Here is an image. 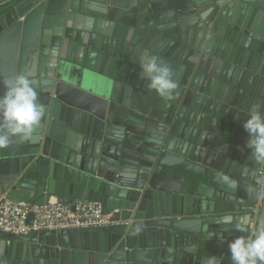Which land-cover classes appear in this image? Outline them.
I'll return each instance as SVG.
<instances>
[{
	"label": "water",
	"instance_id": "95a60500",
	"mask_svg": "<svg viewBox=\"0 0 264 264\" xmlns=\"http://www.w3.org/2000/svg\"><path fill=\"white\" fill-rule=\"evenodd\" d=\"M144 53L173 70L174 99L148 87ZM98 59L107 97L60 70ZM14 74L31 80L44 114L31 140L0 149V195L35 204L56 195L71 210L98 201L114 223L0 231V264H187L201 239L226 234L229 252L232 239L251 235L235 230L236 212L250 223L264 166L208 147L215 137L246 147L248 133L238 136L252 107L236 99L264 89V0H0V80ZM72 110L88 116V132L68 123Z\"/></svg>",
	"mask_w": 264,
	"mask_h": 264
},
{
	"label": "clouds",
	"instance_id": "9594fccd",
	"mask_svg": "<svg viewBox=\"0 0 264 264\" xmlns=\"http://www.w3.org/2000/svg\"><path fill=\"white\" fill-rule=\"evenodd\" d=\"M143 76L148 80V87L161 98L172 100L175 96L177 83L173 70L167 64L161 63L155 55L144 53L140 59ZM3 94H0V149L8 147L19 139L29 141L44 114V106L38 99V94L31 80L25 74H14L10 78L0 80ZM243 128L248 133L246 147L251 157L264 161V109L254 105L249 109L248 118L243 122ZM235 187V182L232 183ZM258 199H264V192L257 193ZM219 223L231 224L232 219L224 218ZM239 235L228 244L232 264H264V228L251 230L247 218L241 217L235 224ZM204 264H218L216 256H207Z\"/></svg>",
	"mask_w": 264,
	"mask_h": 264
},
{
	"label": "crops",
	"instance_id": "0c3cea01",
	"mask_svg": "<svg viewBox=\"0 0 264 264\" xmlns=\"http://www.w3.org/2000/svg\"><path fill=\"white\" fill-rule=\"evenodd\" d=\"M75 58V55H74ZM255 57L248 58V62L254 61ZM247 60V56H246ZM81 61H84V57L81 56ZM104 61L102 59H98L93 63L94 70L86 68L83 64L76 63V62H64L62 61V65H60V70L65 74L66 79L72 82L75 85L81 86L85 89H88L89 91H92L100 96L107 97L110 94L111 89V83L110 80H107L106 77H104V74H101V70H107L105 67ZM258 66L261 65L258 60L255 62ZM104 64V65H103ZM232 70H228V72H231ZM232 73V72H231ZM251 82V79L248 78L246 80V85H249ZM258 89V87H256ZM260 98L259 101H254L253 98ZM252 98V99H251ZM241 99V98H237ZM236 105L243 104V106L247 105L249 107H253L254 105L260 106L262 109H264V89L257 91L256 94L250 95V98L248 96V99L246 101L243 100H237ZM251 99V100H250ZM73 111V110H72ZM241 109H238V112H240ZM75 116V120H73V116L68 120V123L74 126V128L80 130L83 133L88 132L90 127V121L88 119V116L85 114H80L79 112L73 111ZM81 118V122L78 123L77 119ZM231 122H233L231 124ZM241 123V120H238V114H236V119H231L230 126L235 127L237 130L239 129V125L237 124ZM236 124V126L234 125ZM100 129L96 127V125L93 126L92 132L93 135L97 134ZM247 132L244 131L241 136L238 138L243 140L244 135ZM87 138L84 139V146L88 142ZM210 150L214 151L216 155L218 156H225L227 158H230L237 163L247 165V166H259L262 168L264 166V161L257 162L255 161L251 155L250 150L243 146L240 142H233L231 140H228L226 138H220L215 137L209 144L208 147ZM82 152H86V147H83ZM51 199L58 198L56 195H52L50 197ZM238 216L245 217L246 212H236ZM111 216V215H110ZM226 234L223 233H215L213 238H207V239H201L199 241L198 246L195 249L194 255L189 258V261L187 264H204L203 259H207V256H216L218 264H232L230 253L225 251L226 248V241H225ZM179 264L182 263V259L179 262Z\"/></svg>",
	"mask_w": 264,
	"mask_h": 264
},
{
	"label": "built area",
	"instance_id": "2783aa9c",
	"mask_svg": "<svg viewBox=\"0 0 264 264\" xmlns=\"http://www.w3.org/2000/svg\"><path fill=\"white\" fill-rule=\"evenodd\" d=\"M257 184L260 189H264V167L258 172ZM260 205L261 199H257L251 209V230H255ZM29 215L31 221L27 222ZM113 223L110 214L102 213V206L98 201L78 202L74 210H71L68 204H63L56 198H50L44 204H35L28 201L13 202L0 195V231L13 235L27 236L42 230L92 228Z\"/></svg>",
	"mask_w": 264,
	"mask_h": 264
}]
</instances>
